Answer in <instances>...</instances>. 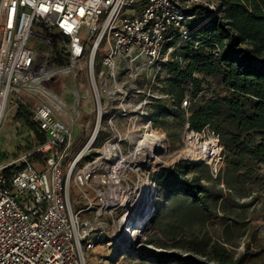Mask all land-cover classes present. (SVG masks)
Here are the masks:
<instances>
[{
	"label": "built area",
	"instance_id": "built-area-1",
	"mask_svg": "<svg viewBox=\"0 0 264 264\" xmlns=\"http://www.w3.org/2000/svg\"><path fill=\"white\" fill-rule=\"evenodd\" d=\"M194 5L215 10L217 1L0 0V127L21 102L44 137L19 165L0 164V264H87L97 246L120 251L146 225L139 223L137 236L124 232L135 225L144 194L148 208L154 202L159 169L199 161L203 153L217 176L223 155L216 132L185 123L183 149L167 165L160 158L169 152L168 135L147 110L167 98L157 89L162 67L188 40L185 22L193 16L186 11ZM54 50L65 66L52 65ZM82 61L95 116L88 140L71 157L76 122L64 120L68 108L41 83ZM23 92L37 103L23 101ZM188 104L186 96L181 108Z\"/></svg>",
	"mask_w": 264,
	"mask_h": 264
},
{
	"label": "trees",
	"instance_id": "trees-1",
	"mask_svg": "<svg viewBox=\"0 0 264 264\" xmlns=\"http://www.w3.org/2000/svg\"><path fill=\"white\" fill-rule=\"evenodd\" d=\"M216 1L215 10L194 5L186 11L193 16L185 22L188 40L179 45L161 71L159 91L167 98L159 99L154 106L153 111L159 115L152 118L148 114L171 138L175 135L170 130H181L185 123L194 131L208 125L220 137L224 168L216 177L203 161L180 160L159 169L154 180L155 210L150 216L153 224L159 217L175 213L201 224L214 217L230 221L237 228L241 222L228 217V209H224L235 202L221 185L240 199L250 198L254 189L264 186V0ZM54 52L52 65L65 66L66 60ZM186 96L189 104L184 109L181 103ZM18 110L21 118V110L28 109L21 105ZM24 120L36 135V146L41 144L44 137L30 117ZM30 158L37 160L39 155ZM160 194L161 201H157ZM215 207L224 214L218 216ZM162 228L158 231L166 234ZM205 236L201 246L197 242L200 240L192 239L189 245L193 248L185 255L154 252L148 248L152 240H145L144 246L138 241L135 256L152 258L157 264L247 262L248 253L234 257L223 244ZM112 254L120 251L112 249Z\"/></svg>",
	"mask_w": 264,
	"mask_h": 264
},
{
	"label": "rangeland",
	"instance_id": "rangeland-1",
	"mask_svg": "<svg viewBox=\"0 0 264 264\" xmlns=\"http://www.w3.org/2000/svg\"><path fill=\"white\" fill-rule=\"evenodd\" d=\"M209 2L215 3L216 0H209ZM81 37L85 38L86 36L81 33ZM31 44L34 45L33 43ZM77 65L78 66L73 69V72L56 74L51 80L41 83V89L53 93L61 99L66 105V108H68V113L64 117V120H67V123H69L70 120L76 122L77 132L73 140V147L69 154L71 157L74 156L88 140L93 129L92 123L94 122L95 116L92 110L93 98L87 78V63L82 61ZM159 87H157V89H159ZM27 96L25 92L19 94V97L31 106L37 103L33 98ZM10 99L17 100V97L11 96ZM164 99L160 100L164 101ZM158 100L159 99H157V101L153 100L147 108L152 118L154 114H160L153 111L155 110L154 106ZM166 101L171 102L169 99ZM21 105L22 103L20 102L17 106L9 108L3 124L0 127V164L16 161V164L19 165L21 161L17 160L30 154L38 146H36L35 133L24 125V119L30 117V110H21L24 111V114L21 113L23 117L19 118L18 116L20 115V110H18V108H20ZM70 110L73 111L70 112ZM166 119L170 120L171 117ZM170 131L173 132L175 137L171 138L168 136L169 152L164 158H160V160H163L167 165L174 159L179 158L180 152L183 149L181 142L183 129L174 130V128H172ZM102 137L103 135L97 137L95 147L100 144ZM85 158L84 160H86ZM223 168L224 162L222 161L220 169L223 170ZM221 187L225 190L224 192H226L227 196H230L235 202V205L224 208L225 210L228 209V217L240 221L242 224L241 226L235 228L232 227L230 221L222 222L221 219H216L214 217H212V220L205 221L204 224H201L196 221L195 218L190 220L180 217L179 214L170 213L167 216L159 217L158 221L156 220V222H154L155 224H153L150 219H147V221L145 220L146 225L141 231L142 233L140 236L137 237L140 240L131 244H122L120 254L113 255V247L97 246L93 251L87 254V264H157L152 258L146 257L141 260L135 256L136 252L134 249L138 246V241H141L144 246L145 240H152L153 243L149 245L148 248L154 252H175L185 255L188 253L187 251L189 248H193L189 245V242L192 239H197L200 240L197 242H199L198 244L201 246V240L206 237V234L211 239L217 240L223 244L234 257L244 252L248 253L249 257L245 264H264V186L257 187V189H254V193L250 195V198L244 199H240L234 191H227L223 185H221ZM160 197L161 194L158 196L157 201H161ZM155 200L156 199L150 204L147 211L150 213V216L155 210ZM245 204H249V206L242 207V205ZM213 210L218 216L224 214L218 207H215ZM137 220L139 219L137 218ZM137 220H134L135 225L137 223L139 225V222L142 221L140 220L137 222ZM159 227H163L162 229L166 230V234L158 231L160 230ZM190 235H194L195 237L192 238ZM192 254L196 258L202 260L200 255L194 252Z\"/></svg>",
	"mask_w": 264,
	"mask_h": 264
},
{
	"label": "bare ground",
	"instance_id": "bare-ground-1",
	"mask_svg": "<svg viewBox=\"0 0 264 264\" xmlns=\"http://www.w3.org/2000/svg\"><path fill=\"white\" fill-rule=\"evenodd\" d=\"M140 144H142V143H140ZM196 157L198 158L199 161H203L205 158L203 153L198 154ZM146 198H147V196L144 194V199H146ZM144 199H141V201L139 202V205L137 206V210L135 212V215H134V217H132V219L135 218L136 220L138 218L139 220H137V222H139L140 220H143V221L146 220L149 202H145ZM139 223H141V222H139ZM137 229H138V224H136L134 226L132 225L130 228H128L124 232H126L127 236H137L139 234L138 233L139 229L138 230Z\"/></svg>",
	"mask_w": 264,
	"mask_h": 264
},
{
	"label": "water",
	"instance_id": "water-1",
	"mask_svg": "<svg viewBox=\"0 0 264 264\" xmlns=\"http://www.w3.org/2000/svg\"><path fill=\"white\" fill-rule=\"evenodd\" d=\"M156 153H162V151L160 149H156Z\"/></svg>",
	"mask_w": 264,
	"mask_h": 264
}]
</instances>
